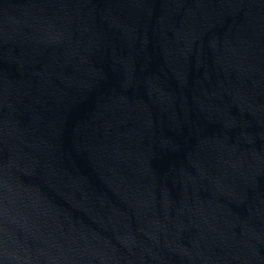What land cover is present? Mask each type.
<instances>
[{
  "label": "water",
  "instance_id": "obj_1",
  "mask_svg": "<svg viewBox=\"0 0 264 264\" xmlns=\"http://www.w3.org/2000/svg\"><path fill=\"white\" fill-rule=\"evenodd\" d=\"M0 264H264V0H0Z\"/></svg>",
  "mask_w": 264,
  "mask_h": 264
}]
</instances>
